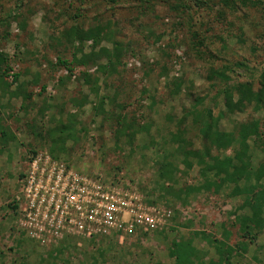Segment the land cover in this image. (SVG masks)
<instances>
[{
    "label": "rangeland",
    "instance_id": "1",
    "mask_svg": "<svg viewBox=\"0 0 264 264\" xmlns=\"http://www.w3.org/2000/svg\"><path fill=\"white\" fill-rule=\"evenodd\" d=\"M238 5L231 9L222 0H0V52L8 56L12 83L0 97V118L17 137L3 145L0 135V264H182L172 253L182 240L192 241L205 264H216L221 252L196 233L223 239L225 227L232 232L228 243L238 249L243 238L230 212L248 210L249 200L228 196L223 188L191 196L186 205L165 194L160 160L172 148L157 144L175 132L195 104L214 114L223 108L224 82L209 80L211 70L228 67L232 82L249 80L255 90L264 86V6ZM97 24L109 25L111 39L97 46L88 41L85 50L116 68L100 81L99 94L84 81L85 73L96 75L97 66H76L66 78L70 73L58 57L71 60L73 47L55 39L73 25L88 29ZM179 78L184 85L175 93L173 82ZM102 96L106 102L101 105ZM121 112L127 121L119 122ZM263 116L250 107L226 119L223 127L231 129L234 119ZM70 119L75 137L65 140L62 159L80 172L136 186L149 203L170 208L173 215L161 230L85 238L81 246H45L19 227L17 209L10 204L30 150L56 149L58 129ZM144 125L146 130L138 132ZM182 126L191 130V118ZM152 138L157 140L153 146ZM195 144L201 145L197 139ZM176 161L187 172L179 174L180 186L201 180L198 166ZM260 161L264 147L255 155V163ZM263 243L264 231L234 263L264 264Z\"/></svg>",
    "mask_w": 264,
    "mask_h": 264
},
{
    "label": "trees",
    "instance_id": "2",
    "mask_svg": "<svg viewBox=\"0 0 264 264\" xmlns=\"http://www.w3.org/2000/svg\"><path fill=\"white\" fill-rule=\"evenodd\" d=\"M224 6L228 8H237L240 4L243 6L262 5L263 0H222ZM226 13L221 12V19L224 20ZM112 31L109 25L97 24L83 29L79 25H73L68 29L63 30L55 39L60 45L68 42L73 47L72 59L65 57H58V64L68 70L70 73L66 78H70L74 67L76 66H97L96 75L85 73L84 81L99 94L100 81L108 78L116 70L110 68L106 64H101L99 55L95 51L87 52L85 44L92 41L95 46L99 45L104 39H111ZM202 43V41L200 40ZM8 56L4 52H0V97L6 96L12 83L7 80L9 76L8 71ZM238 66L249 68L244 62H238ZM231 68L229 67V70ZM233 70V69H232ZM101 74V76L99 75ZM209 80H219L224 82V87L221 89L223 108L214 114L212 108L199 109L196 104L193 109L185 112V117L181 119L180 125L175 132H170V137H162L161 142L151 140V146L158 144V147L172 148L171 153H166L162 156L160 163V175L163 180L162 189L165 194L175 196L182 204H188L191 196H196L202 192L215 191L218 192L222 188L226 195L231 197L243 196L249 200L248 210L231 211L230 215L235 216V224L239 227V232L243 238L238 249L228 243L232 232L224 228L223 239L210 237L205 233L198 232L197 235L203 234L204 239L219 252L221 256L216 264H235L234 257L239 254L240 250L247 252L249 245L255 243L259 236L264 231V161L255 163V155L257 150L264 147V116L253 117L245 121L234 119L231 129L223 127V122L230 119L233 114L238 112H245L248 108L256 113H264V86L255 90L251 81L232 82V76L228 72V67L223 70H211L208 73ZM264 80V73L262 75ZM20 75L18 73L13 75V82H18ZM64 79V78H63ZM61 78V80L63 81ZM230 82V83H229ZM262 84H264L262 82ZM184 81L177 79L173 82V91L180 93L182 91ZM88 98V97H87ZM106 96L101 97V105L105 103ZM86 97L79 100L78 104L82 107L85 105ZM120 107H122L120 105ZM119 122L127 121V115L123 112L118 114ZM190 117L193 126L191 130L188 127L182 126L185 118ZM75 121L70 119L65 123H61L59 134L55 136L53 142L56 149L51 147L50 154L59 160H63L61 153H64L66 148L65 140L74 139L75 134L73 128ZM138 129V128H137ZM146 130V126H139L138 132ZM195 131L196 136L191 135V131ZM0 135L2 144L6 145L10 141L16 140V135L2 123L0 118ZM195 139L200 141V147L196 146ZM61 143V144H60ZM46 150V149H42ZM219 153H215V151ZM231 150L230 153H227ZM38 151L30 150L31 155L28 161ZM164 152V151H162ZM161 152V153H162ZM176 160H181L182 164L187 167L198 166L201 180L193 185L180 186L179 174H187L186 171L180 169V164ZM68 165L72 164L66 160ZM28 163V162H27ZM24 176V170L19 174ZM19 177V178H20ZM222 179L223 184L220 185L218 180ZM148 202H151L148 200ZM153 202V201H152ZM15 210L17 204L15 199L10 204ZM176 249L173 250L175 255L182 264H205L202 256L196 253V248L192 241L184 242L182 240L175 244ZM264 246V243H263ZM185 259V261H183Z\"/></svg>",
    "mask_w": 264,
    "mask_h": 264
},
{
    "label": "built area",
    "instance_id": "3",
    "mask_svg": "<svg viewBox=\"0 0 264 264\" xmlns=\"http://www.w3.org/2000/svg\"><path fill=\"white\" fill-rule=\"evenodd\" d=\"M19 182L17 223L45 246L161 230L173 215L149 203L136 186L80 172L48 150L32 155Z\"/></svg>",
    "mask_w": 264,
    "mask_h": 264
},
{
    "label": "crops",
    "instance_id": "4",
    "mask_svg": "<svg viewBox=\"0 0 264 264\" xmlns=\"http://www.w3.org/2000/svg\"><path fill=\"white\" fill-rule=\"evenodd\" d=\"M66 241L69 242V243L68 244H64V245H69L70 244V245H79V246H81L83 243H85L84 240H78L77 238H69Z\"/></svg>",
    "mask_w": 264,
    "mask_h": 264
}]
</instances>
